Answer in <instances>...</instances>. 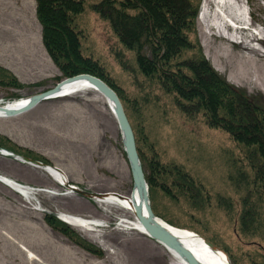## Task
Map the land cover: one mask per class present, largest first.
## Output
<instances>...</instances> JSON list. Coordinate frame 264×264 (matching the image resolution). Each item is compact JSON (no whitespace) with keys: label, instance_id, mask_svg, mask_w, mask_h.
I'll use <instances>...</instances> for the list:
<instances>
[{"label":"rangeland","instance_id":"obj_1","mask_svg":"<svg viewBox=\"0 0 264 264\" xmlns=\"http://www.w3.org/2000/svg\"><path fill=\"white\" fill-rule=\"evenodd\" d=\"M97 1L85 0L84 11L75 20L82 32L84 55L98 60L110 87L122 97L134 136L140 139L146 156L181 165L201 186L203 204L197 207L183 197L167 196L158 185L160 178L147 183L154 214L193 230L223 251L230 264H264V225L253 236L238 229L243 189L229 176L233 160L243 158L240 145L224 129L210 127L201 113L186 115L173 93L139 73L134 53L118 42L109 20L91 9V3ZM203 5L204 0H200L190 33L196 48L185 55L201 52L220 76L264 110V39L250 42L260 50H246L240 38L248 40V31L226 21L245 25L244 17L239 20L233 9L232 13L225 8L218 10L211 2ZM240 7L241 13L249 14L250 27L258 31L260 27L264 33V0H241ZM35 8V0H0L1 105L42 92L68 77L44 50ZM145 52L149 55L147 49ZM131 104L138 106L136 112ZM0 144L61 168L69 183L80 189L131 192L121 133L106 99L98 92L84 89L41 101L17 115L0 117ZM143 170L152 173L147 166ZM0 174L35 189L32 200H27L0 181V264H172L162 244L119 225L121 218H131L123 209L69 192L42 168L3 154ZM57 212L95 220L98 225L85 230L54 215L100 254L91 253L49 226L45 215ZM18 243L38 254L44 263L31 261Z\"/></svg>","mask_w":264,"mask_h":264},{"label":"trees","instance_id":"obj_2","mask_svg":"<svg viewBox=\"0 0 264 264\" xmlns=\"http://www.w3.org/2000/svg\"><path fill=\"white\" fill-rule=\"evenodd\" d=\"M35 1L43 45L61 73H88L111 86L98 60L84 55L81 49L82 32L75 20L84 11L85 0ZM199 1L98 0L90 7L109 20L118 42L134 53L140 74L162 85L165 92L173 93L186 115L201 113L210 127L224 129L240 145L243 158L233 160L229 177L237 188L243 189L238 229L253 236L264 225V110L220 76L201 52L185 55L196 48L190 33ZM119 98L122 103V97ZM131 108L136 112L138 106L131 104ZM135 141L143 169L147 166L152 172L146 174L144 170L149 185L160 178V189L171 199L183 197L197 207L203 204L200 183L189 172L179 164L147 157L140 139ZM44 219L82 248L100 254L98 249L76 238L74 231L54 215H45Z\"/></svg>","mask_w":264,"mask_h":264},{"label":"water","instance_id":"obj_3","mask_svg":"<svg viewBox=\"0 0 264 264\" xmlns=\"http://www.w3.org/2000/svg\"><path fill=\"white\" fill-rule=\"evenodd\" d=\"M76 80H85L89 82L111 104L115 119L117 121L121 133L122 145L129 165V171L132 180V189L130 194L133 198L136 197L138 200L133 205L134 218L138 221V223H140V225L142 226L143 230L146 232L148 237L159 242L168 250H171L174 253H176L186 264H202L189 249H187L183 244H181L179 239L161 222V219H159L154 214L150 203L148 185L145 179L142 163L137 151L135 136L132 127L124 111L119 96L117 95L115 90H113V88H111L101 78L88 73H79L73 76H68L57 82L53 87L46 89L42 92L30 95L27 104L22 108L7 109L5 106L0 105V110L1 109L4 110L3 115L5 117L17 115L28 109H31L41 101L50 99L58 95L59 90L62 88V86L65 83H70ZM1 153L5 154L10 158L38 166L43 169L49 166L48 164L42 161L27 157L25 155H20L18 153L0 147V154ZM53 168L62 172L61 168L57 166H53ZM63 186L69 189L70 192H75L76 194L85 197L87 199H94V198L101 199L103 196H105L108 193H112L113 195L119 198H127L126 195H123L115 191H107V192L87 191L84 189H80L79 187L74 186L69 182H66ZM52 214L58 217L57 213H52ZM205 241L213 251L219 252L218 247L208 242L207 240Z\"/></svg>","mask_w":264,"mask_h":264},{"label":"bare ground","instance_id":"obj_4","mask_svg":"<svg viewBox=\"0 0 264 264\" xmlns=\"http://www.w3.org/2000/svg\"><path fill=\"white\" fill-rule=\"evenodd\" d=\"M208 2H209V4L211 2L215 7L218 8V10H222L223 8H225V10L228 9L229 10L228 13H232V11H230V10L233 9L235 12L232 14L235 16V18H238L239 20L243 19L244 11H242V13H241V7H240L241 0H204L203 7H205L208 4ZM229 2H231L230 3L231 6L229 5ZM235 3H237L236 6L234 8H231ZM227 5L230 7H228ZM226 21L228 22V19H226ZM224 28H225V26H224ZM244 28H246V29L250 28V25H243V29ZM247 37H248V40L247 39L241 40V38H240V43H241L242 47L248 51L260 50L259 49L260 46L259 47L253 46L250 42L252 40H256L255 38H262L263 39L264 35H261L260 32L252 33L250 31H248ZM233 42H237V41H233ZM233 42H231V43H233ZM262 43H264V40H262ZM247 61H252V60L249 59ZM243 74H245V77H247V75H248V73H245V72ZM84 89H89V90L100 93L89 82H87L85 80H76V81H72L70 83H65L62 86V88L59 90L58 95H56L50 99L63 98L66 96H70L71 94L76 93V92L81 91V90H84ZM28 100H29V97H25V98H21L18 100H14L13 102L2 103V106H5L7 109H19V108H22L23 106H25L27 104ZM106 102L109 106L111 113L114 116L110 102L107 99H106ZM3 114H4V110L1 109L0 110V117H5ZM3 155H5V154H3ZM32 166L37 167V168H41V167H38L35 165H32ZM43 170L46 171L49 176H51L55 181H57L61 185H64L66 182H69V176L62 169H61L62 170V172H61V171H58L57 169H54L52 165H49L46 168H44ZM0 181L3 182L4 184L8 185L10 188L18 191L19 193L22 192L23 194H26L27 200L31 199L32 191H30L29 188L21 187L18 185V182L12 181L9 178L5 177L4 175L2 176L1 174H0ZM123 195H126L127 198H119V197L113 195L112 193H108L105 196H103L101 199L94 198V200L96 203H98L100 205L116 206V207L123 209L125 212L130 213L131 218L130 217L121 218L119 225H123L126 228L134 229V230H136L142 234L147 235L146 232L143 230L142 226L140 225V223H138V221L133 216V211H134L133 205L135 202L138 201L137 198L136 197L133 198L131 196V194H123ZM57 213L59 214V217L61 218V220L65 221L67 224L74 226V227L82 228L85 230H90V229H92L93 226L98 225L97 222H94L95 220L93 221L91 219H88V218H85L82 216H78V215H75L72 213H67V212H57ZM161 222L179 239L181 244H183L187 249H189L194 254V256L202 264H230L228 256L223 251H221L220 249H218L219 252L213 251L207 245L205 239L202 236H200L199 234H197L196 232H194L193 230L183 228V227L174 226V225L164 221L163 219H161ZM4 234L6 236H8L10 239L15 241L14 237L11 236L9 233L4 232ZM18 245L24 251H26L28 258L31 261L36 260L38 262L44 263L42 258L38 254H36L31 249L27 248L24 244L18 243ZM167 251L169 253L170 261L172 264H186L176 253H174L173 251L168 250V249H167Z\"/></svg>","mask_w":264,"mask_h":264},{"label":"built area","instance_id":"obj_5","mask_svg":"<svg viewBox=\"0 0 264 264\" xmlns=\"http://www.w3.org/2000/svg\"><path fill=\"white\" fill-rule=\"evenodd\" d=\"M19 186H21V187H27V188H29L30 191L35 190L33 187H30V186H27V185H19Z\"/></svg>","mask_w":264,"mask_h":264},{"label":"crops","instance_id":"obj_6","mask_svg":"<svg viewBox=\"0 0 264 264\" xmlns=\"http://www.w3.org/2000/svg\"><path fill=\"white\" fill-rule=\"evenodd\" d=\"M27 44H28V43H27ZM31 44H32V43L29 44V47L31 46ZM30 48H31V47H30ZM28 49H29V48H28ZM44 50H45V48H44ZM45 51H46V50H45Z\"/></svg>","mask_w":264,"mask_h":264}]
</instances>
